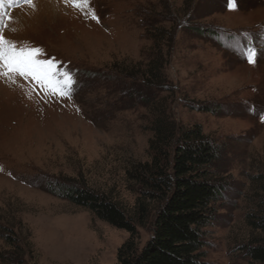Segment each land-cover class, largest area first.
<instances>
[{"label":"rangeland","instance_id":"obj_1","mask_svg":"<svg viewBox=\"0 0 264 264\" xmlns=\"http://www.w3.org/2000/svg\"><path fill=\"white\" fill-rule=\"evenodd\" d=\"M77 2L5 5V38L41 49L38 59L74 82L61 99L32 77L0 76V264H118L129 234L50 188L83 185L136 216L142 188L130 173L150 162L153 134L134 74L160 59L166 113L221 146L214 169L225 190L204 230L205 263L264 264L245 250L259 237L245 216L263 195L253 178L264 175V0H235L231 11L228 0ZM147 204L139 248L157 205Z\"/></svg>","mask_w":264,"mask_h":264},{"label":"trees","instance_id":"obj_2","mask_svg":"<svg viewBox=\"0 0 264 264\" xmlns=\"http://www.w3.org/2000/svg\"><path fill=\"white\" fill-rule=\"evenodd\" d=\"M163 65L162 59L160 62L152 60L134 74L141 79V102L152 116L150 130L153 134L149 143L150 162L136 165L130 173V178L142 188V196L134 208L136 216L127 215L107 195L83 185L50 188V192L129 234V239L118 250V264H206L204 230L214 221L216 204L225 190V184L214 169L221 146L209 141L199 125L176 126L166 113L165 99L155 95L169 91L162 75ZM152 88L155 91L152 92ZM253 180L263 195L258 197L260 203L245 220L259 237L248 243L245 250L250 260L264 263V175H257ZM152 201L157 205L151 235L139 248L135 243L136 225L147 220V203Z\"/></svg>","mask_w":264,"mask_h":264},{"label":"snow or ice","instance_id":"obj_3","mask_svg":"<svg viewBox=\"0 0 264 264\" xmlns=\"http://www.w3.org/2000/svg\"><path fill=\"white\" fill-rule=\"evenodd\" d=\"M23 3L31 5L32 0H22ZM65 4L71 3L74 8L84 6L83 2L77 0H64ZM17 0H0V25L5 18L10 21L5 11V5L13 7ZM228 9L236 10L235 0H228ZM41 49L35 47H20L9 41L0 31V76L32 77L38 80L45 91L63 99L71 95L73 77L69 72H58L54 60H40ZM257 53L252 48H247L245 56L249 64L255 62Z\"/></svg>","mask_w":264,"mask_h":264}]
</instances>
